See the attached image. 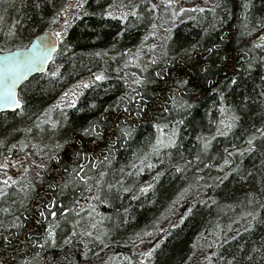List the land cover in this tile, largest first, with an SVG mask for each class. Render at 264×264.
Returning <instances> with one entry per match:
<instances>
[{
    "label": "trees",
    "instance_id": "1",
    "mask_svg": "<svg viewBox=\"0 0 264 264\" xmlns=\"http://www.w3.org/2000/svg\"><path fill=\"white\" fill-rule=\"evenodd\" d=\"M47 29L0 113V264H264V0H0V51Z\"/></svg>",
    "mask_w": 264,
    "mask_h": 264
},
{
    "label": "snow or ice",
    "instance_id": "2",
    "mask_svg": "<svg viewBox=\"0 0 264 264\" xmlns=\"http://www.w3.org/2000/svg\"><path fill=\"white\" fill-rule=\"evenodd\" d=\"M168 5H172L174 3V0H167ZM82 5L81 3H77L74 5V7L76 8H80ZM157 7L156 4H151V8L155 9ZM181 12L184 11L183 8L179 9ZM63 11V9L61 10ZM199 11H203V9H199ZM134 16H137V18H139V15L136 11H132L131 13ZM59 16V13L57 14ZM107 15L111 16L112 13L109 12L107 13ZM176 15V12L173 11V16ZM128 13H124L121 16V19H127ZM68 22L65 21V24H67ZM153 28L156 27L155 24L152 25ZM152 35H155L156 33L153 32L151 33ZM56 36L60 37L61 36V32H57L55 34ZM147 38V37H145ZM47 47L48 45H45L44 48V52L43 55L41 57H34L29 53H24L23 50H18V52H20L22 55L20 58L17 57H13L11 58V60L6 63L4 66L0 67V105L2 106H8V107H22V100L18 97L16 91H15V81L17 79H19L21 76H23L25 74V72L27 71H31L34 67H36L37 61L38 60H44V59H50L51 57L48 55L47 52ZM156 45H152V48H155ZM139 54V53H138ZM8 58H6L7 60ZM51 76L56 77L59 75L58 70L57 71H53L50 73ZM107 77L103 74H96L94 76V81H101L106 79ZM142 81L140 79H134L131 81V83L129 84V87L131 88L133 84H140ZM127 83V81H126ZM88 87L89 85L85 82H81V85H78L77 87ZM134 91V90H133ZM76 93L73 92L71 93V98L73 103L69 104L70 107L74 106L75 100H76ZM69 93H64L63 97L61 98V102H63L64 98L68 97ZM135 98V97H133ZM229 121H234L236 119H238V117L235 116H231L227 118ZM182 122V121H181ZM221 124H225L224 120L220 121ZM164 127H167V125H165ZM226 128H231L232 124L228 123L225 125ZM157 129L163 134V129L161 128L160 125H157ZM85 131H88V129H85ZM175 136H176V130L174 129L169 137V139L167 140V142H165L162 139H157L156 143L157 144H164V143H168V144H173L175 141ZM205 148L208 147V141H205ZM249 143H251V141H249ZM15 147V146H13ZM228 161H225V163H227ZM17 163H19L17 161ZM9 165L7 163H3L0 164V169H4L7 168ZM41 168L44 167L43 164L40 165ZM179 170V169H177ZM81 179H85L84 177H81ZM17 181L13 180L11 176H6V178L3 180V187H0V197H4L7 193H6V189L10 184H16ZM21 190L23 191V187L21 188ZM125 191H127V189H125ZM7 211V210H5ZM65 211H67V209H65ZM41 215H43V213H41ZM52 216H56V212L53 211L51 212ZM54 236V229H53V225H49V231L47 233V237H53ZM47 237L45 239H47ZM97 239H99V237H97ZM66 242H70V241H66ZM152 252L151 250L147 253L148 256H151Z\"/></svg>",
    "mask_w": 264,
    "mask_h": 264
},
{
    "label": "water",
    "instance_id": "3",
    "mask_svg": "<svg viewBox=\"0 0 264 264\" xmlns=\"http://www.w3.org/2000/svg\"><path fill=\"white\" fill-rule=\"evenodd\" d=\"M56 33L51 30L47 29L44 32L38 34L31 43L23 48H16L12 50L7 51H0V67L4 66L6 63H8L11 58L21 57V53L18 52V50H23L24 53H29L34 57H41L44 52L45 45H48L47 52L48 55L51 57L50 59H44V60H38L36 67H34L31 71L25 72L23 76H21L19 79L15 81V91L19 97L20 95V89L23 86L24 83H26L31 77H33L36 74L45 72L51 62L54 59L55 53L59 49L60 45V39L58 36L55 35ZM6 58H8L6 60ZM2 90V89H0ZM20 98V97H19ZM21 107H8V106H2L0 105V113L7 110H16Z\"/></svg>",
    "mask_w": 264,
    "mask_h": 264
},
{
    "label": "rangeland",
    "instance_id": "4",
    "mask_svg": "<svg viewBox=\"0 0 264 264\" xmlns=\"http://www.w3.org/2000/svg\"><path fill=\"white\" fill-rule=\"evenodd\" d=\"M178 1L179 0H174V2H176V3H178ZM179 10V9H178ZM24 163H22V162H19V168H21V170L24 168ZM5 175L4 174H2V177H4ZM89 221H91V219L89 220ZM146 257H147V251H146V249L144 250V254L141 256V260H145L146 259Z\"/></svg>",
    "mask_w": 264,
    "mask_h": 264
},
{
    "label": "flooded vegetation",
    "instance_id": "5",
    "mask_svg": "<svg viewBox=\"0 0 264 264\" xmlns=\"http://www.w3.org/2000/svg\"><path fill=\"white\" fill-rule=\"evenodd\" d=\"M19 167L18 166H16V169H18Z\"/></svg>",
    "mask_w": 264,
    "mask_h": 264
}]
</instances>
